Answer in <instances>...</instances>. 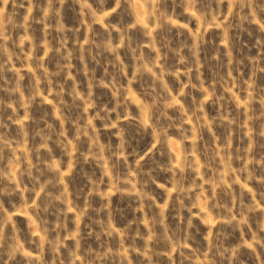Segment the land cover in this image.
I'll return each mask as SVG.
<instances>
[{
    "label": "rangeland",
    "instance_id": "rangeland-1",
    "mask_svg": "<svg viewBox=\"0 0 264 264\" xmlns=\"http://www.w3.org/2000/svg\"><path fill=\"white\" fill-rule=\"evenodd\" d=\"M0 264H264V0H0Z\"/></svg>",
    "mask_w": 264,
    "mask_h": 264
},
{
    "label": "clouds",
    "instance_id": "clouds-1",
    "mask_svg": "<svg viewBox=\"0 0 264 264\" xmlns=\"http://www.w3.org/2000/svg\"><path fill=\"white\" fill-rule=\"evenodd\" d=\"M249 247H251V245H249Z\"/></svg>",
    "mask_w": 264,
    "mask_h": 264
}]
</instances>
